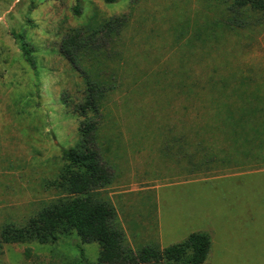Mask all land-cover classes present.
Listing matches in <instances>:
<instances>
[{"label":"rangeland","instance_id":"1","mask_svg":"<svg viewBox=\"0 0 264 264\" xmlns=\"http://www.w3.org/2000/svg\"><path fill=\"white\" fill-rule=\"evenodd\" d=\"M74 3L0 0V227L24 224L62 195L50 181L64 164L61 149L78 141L81 117L71 109L86 85L60 54L61 39L75 28L86 36L124 15L118 33L97 35L103 54L81 66L90 75L86 66L97 67L110 87L96 144L113 177L97 196L115 207V224L134 250L160 244L161 223L168 232L164 247L192 232L208 233L202 264H264V186L247 183L255 176L244 178L252 213L235 218L221 208L205 215L192 185L179 184L264 166V146L246 158L243 146H230L224 128L228 107L254 109L264 125V17L234 9L231 0H81L79 15ZM211 192L219 202L220 188ZM78 245L97 260L96 242L70 234L4 244L0 264H81Z\"/></svg>","mask_w":264,"mask_h":264},{"label":"trees","instance_id":"2","mask_svg":"<svg viewBox=\"0 0 264 264\" xmlns=\"http://www.w3.org/2000/svg\"><path fill=\"white\" fill-rule=\"evenodd\" d=\"M231 6L236 10H253L264 17V0H231ZM71 10L74 15H79L81 0H75ZM125 20L124 15L113 17L86 36L82 35L81 28H75L61 39L60 54L80 72L86 85L82 101L71 109L81 117L78 124L79 138L72 147L61 149L64 164L58 176L50 181L62 195L47 203L22 225L3 224L0 227V249L4 244L33 240L47 243L60 236L75 234L81 243L96 242L99 246L97 260L92 262L78 245L81 264H202L207 258L210 235L200 231L192 232L184 240L165 247L153 244L134 250L126 242L123 231L115 224V207L97 196L98 190L109 184L113 177L111 168L103 160L96 144L101 102L110 87L100 77L101 70L97 67L86 66L91 76L81 66L86 63V59H96L103 54L102 43L96 42L97 35L103 32L107 36L111 32L118 33ZM62 101L67 105L64 97ZM224 128L227 133L225 139L230 141V146H243L242 153L246 158L251 156L252 148L261 149L264 146V125L256 117L254 109H242L235 113L228 107ZM202 143L199 141L197 144L201 146ZM261 155L264 161V152ZM214 157L212 155L208 160L212 161Z\"/></svg>","mask_w":264,"mask_h":264},{"label":"crops","instance_id":"3","mask_svg":"<svg viewBox=\"0 0 264 264\" xmlns=\"http://www.w3.org/2000/svg\"><path fill=\"white\" fill-rule=\"evenodd\" d=\"M253 180L248 181V184L253 185V187L257 184H262L264 186V166L261 167H255V168H249V169H241L237 170L235 172L229 173V174H222L217 176H212L209 178H189L190 180H183L182 182H179V184H186L192 185V187L195 189V198L196 202L198 203V198L202 201L198 204V210L200 209H206L204 211V214L207 215V209H218L221 208V213H223L228 218H235L243 213L245 214H251L252 211L250 210V206L253 205V202L251 198L248 195H245L246 192L249 191V186L245 184V177L250 178L253 177ZM258 179H261L262 181H257ZM198 184L200 185V188H198ZM211 185L210 188L207 186ZM220 188V191L222 193L218 194V200L219 202L215 201V193L212 194L211 191H213V188ZM158 188V187H156ZM244 188V189H242ZM240 189L245 190L244 192V204L242 205V202L240 203L242 207H245L244 211H241L239 208V191ZM174 203H177V197L173 199ZM160 201L162 203V210L161 213H163V216L165 215V210L168 208V204L165 203V199L161 196ZM218 203V207L214 205V203ZM167 207V208H166ZM177 217H179L181 214L183 215V212H179L178 210H175ZM214 216V215H213ZM196 218L194 221H198L201 219V213L198 214V216H195ZM205 217V216H204ZM207 217V216H206ZM212 217V211L211 214L208 215V218ZM177 219V218H176ZM191 219V217L189 218ZM181 226V225H180ZM176 229V227H175ZM174 230V229H173ZM168 232L163 229L162 224L160 223V240L159 245L161 247H164L162 244L164 242V237ZM211 246V244H210ZM210 250V249H209Z\"/></svg>","mask_w":264,"mask_h":264}]
</instances>
